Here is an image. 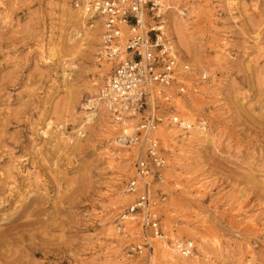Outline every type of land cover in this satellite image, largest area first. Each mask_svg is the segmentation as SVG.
Listing matches in <instances>:
<instances>
[{
    "label": "rangeland",
    "instance_id": "rangeland-1",
    "mask_svg": "<svg viewBox=\"0 0 264 264\" xmlns=\"http://www.w3.org/2000/svg\"><path fill=\"white\" fill-rule=\"evenodd\" d=\"M171 2L168 30L197 89L180 116L204 118L210 140L191 138L184 162L183 142L160 132L163 230L171 244L193 241L187 262L264 264V0ZM78 3L0 0V264H163L159 242L150 260L126 255L139 226L117 231L135 158L116 143L117 125L101 111L75 133L109 68L97 21L96 37L83 39ZM173 20L186 28L185 47Z\"/></svg>",
    "mask_w": 264,
    "mask_h": 264
},
{
    "label": "built area",
    "instance_id": "built-area-1",
    "mask_svg": "<svg viewBox=\"0 0 264 264\" xmlns=\"http://www.w3.org/2000/svg\"><path fill=\"white\" fill-rule=\"evenodd\" d=\"M83 8L89 24L99 23V59L109 66L104 82L83 106L93 117L100 109L107 111L119 128L116 143L135 154L133 174L122 189L128 200L117 230L128 236L123 221H133L141 228V238L126 245V255L150 260L156 244L165 242L187 256L193 241L169 243L161 221L167 150L161 146L159 128L175 125L188 131L194 123L207 125L202 117L189 122L180 116V102L197 89L189 85L190 66L179 61L168 30L169 0H85ZM206 78L202 73L201 79Z\"/></svg>",
    "mask_w": 264,
    "mask_h": 264
},
{
    "label": "bare ground",
    "instance_id": "bare-ground-1",
    "mask_svg": "<svg viewBox=\"0 0 264 264\" xmlns=\"http://www.w3.org/2000/svg\"><path fill=\"white\" fill-rule=\"evenodd\" d=\"M171 1V0H170ZM84 2H85V0H81V4L80 3H78V4H76V7H80V10H81V14H80V11H79V14L80 15H78V16H81L82 18H87V15L85 14V12H84V8H83V4H84ZM172 3V2H171ZM173 4V3H172ZM176 4V3H175ZM173 6H174V4L173 5H170V7L171 8H173ZM171 10V9H170ZM176 10V9H175ZM173 12H174V10H173ZM180 13H181V11H180ZM76 16V15H75ZM77 16V17H78ZM177 16V15H176ZM175 17V16H174ZM172 19V18H171ZM176 19V18H175ZM178 19H179V17H178ZM83 20V19H82ZM81 20V21H82ZM180 20V19H179ZM185 20V19H184ZM87 21V20H86ZM171 21V20H170ZM181 21V20H180ZM98 22V21H97ZM172 24L170 25V26H172V30L174 31V35H176V37L178 38V40H179V42L185 47L186 45H187V41H186V34H185V26H183L178 20H173L172 22H171ZM99 24V23H98ZM170 24V23H169ZM187 26V25H186ZM85 29H84V34H85V36H84V38L83 39H86V41L89 39H92L93 37H94V35H95V37H96V34L97 33H95V32H97V30H98V26L97 25H95V24H89V25H85V27H84ZM185 28V29H184ZM175 37V36H174ZM94 39V38H93ZM91 42V41H90ZM97 54H98V52H97ZM94 58V57H93ZM98 58V57H97ZM108 65V64H107ZM182 103H180V105H181ZM180 105H179V107H180ZM184 107V106H183ZM188 108V107H187ZM182 109V108H181ZM180 108H179V110H181ZM83 110L85 111V113H86V115L84 116V118L82 119V121H80V123H79V127H77L76 128V132L75 133H77V135H79L78 133H80V134H82L81 133V128L83 127L82 125H85L84 123H88L91 119H93L94 117V112H91V111H87L86 110V107H85V105L83 106ZM183 110V109H182ZM184 110H186V108L184 109ZM183 110V111H184ZM102 111V114L103 115H109L108 114V112L107 111H105V110H103V109H100V112ZM190 112V111H189ZM82 113V112H81ZM184 113H185V111H184ZM85 117H86V119H85ZM109 119H111L112 120V118L110 117ZM189 122H194V121H192V120H190L189 119ZM50 123H52V121L50 122H48L47 124H46V126H47V129L46 130H44V131H42V133L45 135V134H47L48 133V127H49V124ZM81 123H82V125H81ZM111 126V125H110ZM110 126H109V129H110ZM108 127V126H107ZM193 127H195L194 129H192ZM192 128H190V129H192V130H188V131H184V130H182V129H180L179 127H177V126H175V125H170V126H167V127H160L159 128V135H160V132H161V135H162V137L164 138V140H168V139H170V138H179V140H181L183 143L180 145L181 146V149H180V151L178 152V157H179V161H181V159H182V161H186V160H188V157L190 156V154H188L187 152H186V149L187 148H190V147H192V146H194V145H196V144H194V143H192V140H191V138L192 139H196V141H198L199 143H207V142H209V140H210V133H209V131H208V129H206V127H198L197 125H195V123H194V126H193ZM118 128V127H117ZM112 129H115L114 127L112 128ZM74 130V129H73ZM189 131H190V135H188V133H189ZM118 132H119V130H118ZM71 133V132H70ZM113 133V132H112ZM187 133V134H186ZM81 136V135H80ZM75 137V136H74ZM76 138H77V136H76ZM162 138V139H163ZM59 139L60 140H62L63 142L62 143H64V144H66V142L67 141H69L70 140V136L69 135H67V136H63V132H61V136L59 137ZM72 139V138H71ZM58 141V140H57ZM211 143V142H210ZM179 144V143H178ZM194 144V145H193ZM118 147V146H117ZM121 149L122 148H124V147H121V146H119ZM185 147V148H184ZM125 152H123V153H127V149H123ZM168 150V149H167ZM60 151V150H59ZM129 153V152H128ZM109 155V154H108ZM109 157H111V156H109ZM113 160V158L111 157V160H108V162L109 163H111V161ZM123 223L125 224V230H131L130 232H134L133 230H135V229H137L138 228V226L137 225H135V222H133V221H130V220H124L123 221ZM137 226V227H136ZM136 227V228H135ZM133 228H135V229H133ZM118 231V230H117ZM138 232V231H137ZM131 234V233H130ZM139 235V234H138ZM196 235V234H195ZM132 236V235H131ZM198 237V238H197ZM196 238L197 239H199V249H200V251L199 252H202L204 255L206 254V252H205V243H206V239L203 237V236H201V235H199L198 234V236H197ZM175 241H173L172 243H174V242H176V241H178L179 239H174ZM159 247H157V251H158V253H157V255H159L158 257L161 259H159L160 261H161V263H163V264H194V263H191V262H187L188 260H189V258H191L193 255H192V252L189 254V255H187V256H183V255H181V254H179L175 249H171V247H169L168 245H167V243H165V242H159ZM157 246V245H156ZM161 247V248H160ZM159 248V249H158ZM112 258V257H111ZM153 259H156V257H152ZM158 259V258H157ZM193 259H194V257H193ZM191 260V259H190ZM149 262V261H148ZM151 262H152V260H151ZM157 262V261H156ZM155 262V263H156ZM193 262V261H192Z\"/></svg>",
    "mask_w": 264,
    "mask_h": 264
}]
</instances>
